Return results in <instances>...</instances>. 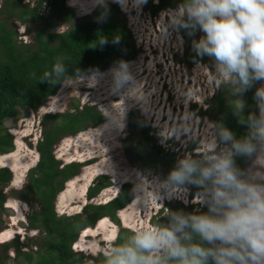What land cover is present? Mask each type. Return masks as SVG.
Returning <instances> with one entry per match:
<instances>
[{
  "label": "rangeland",
  "instance_id": "374dc122",
  "mask_svg": "<svg viewBox=\"0 0 264 264\" xmlns=\"http://www.w3.org/2000/svg\"><path fill=\"white\" fill-rule=\"evenodd\" d=\"M35 1L19 0L29 6ZM155 1L120 0L122 10L113 0H63L71 7L73 16L69 22H56L49 31L66 29L89 15L98 3L109 2L116 5V14L128 27L136 51L130 58L63 79L35 109L17 107L15 115L2 121L13 141V149L0 154L4 157L0 166L11 172L10 179L1 186L4 199L0 207V260L6 264H28L14 249L11 242L15 238L18 251L29 252L36 248L42 236L40 229L29 222L30 211L37 208L36 201L29 193L27 198L19 195L27 192L25 174L37 159L34 145L39 136L41 115L69 109L75 102L95 104L104 118L74 134L61 136L52 145V152L61 163L82 162L77 175L65 180L63 188L57 192L53 200L55 210L70 214L79 211L86 202L107 201L117 193L122 182L130 184L132 197L116 209L117 220L106 215L81 229L73 242L74 250L81 248L82 254L107 255L113 250L119 227L130 229L133 237L155 234L166 229L164 216L172 211L175 201L192 203L196 209L206 199L220 201V190L208 183L189 179L176 182L169 178L171 170L167 164L179 165L191 154L197 161L218 152L219 156L227 155L231 146L217 141L213 112L207 106L217 86L215 63L188 64L185 61L182 49L188 44V37L180 35L176 27V10L180 4L151 14L148 7ZM46 2L42 0L36 11L49 18ZM12 12L14 14L8 16L7 12L0 11V19L14 31L17 43L31 42L34 31L44 25L43 19H32L33 15L21 12L18 6ZM200 35L198 32L190 41L194 42ZM124 62L130 63L127 71L122 66ZM129 71L134 79L123 84ZM161 82L163 85L159 88ZM163 87L166 99L163 92L159 94ZM234 87L233 90L237 88ZM239 100L235 98L234 103L239 105ZM142 129L148 136L155 137L154 141L160 143L163 151L172 153L171 157H158L144 148L137 152L133 142L143 138ZM192 140L193 146L188 147ZM100 173L106 174L110 183L87 198V186ZM244 175L248 184L264 191V142L256 145L255 154L244 167ZM193 183L198 185L189 195ZM225 211L223 204L218 203L215 212L222 217ZM3 244H8L5 249ZM164 251L145 256L148 261L154 258L158 263Z\"/></svg>",
  "mask_w": 264,
  "mask_h": 264
},
{
  "label": "trees",
  "instance_id": "16d2710c",
  "mask_svg": "<svg viewBox=\"0 0 264 264\" xmlns=\"http://www.w3.org/2000/svg\"><path fill=\"white\" fill-rule=\"evenodd\" d=\"M0 11L13 15L12 9L16 6L29 15L32 19H43L44 25L38 27L32 36L31 42H16L14 31L5 26L0 19V154L13 149L12 135L3 126L2 121L6 117L15 115L17 107H29L35 109L40 102L48 95L52 94L65 78H74L91 70L101 69L110 62H119L134 55V47L130 31L123 21L117 16L116 5L109 2L98 3L89 15L63 29L61 31H49L58 21L69 22L73 16L70 6L65 5L63 0H47L48 17L42 16L36 11L42 0H36L29 6L27 2L20 3L19 0H1ZM28 1V0H27ZM181 4L182 0H156L149 4L151 14L158 9L173 7ZM109 5V7H106ZM106 17V18H105ZM177 30L183 37H188V44L183 47V56L188 64L201 61L211 65L214 61L205 56L202 59L193 51L192 38L187 31L178 27ZM120 38L119 44H114L113 39ZM107 40V43L103 41ZM55 64H60L63 71L52 72ZM49 72L48 82H40L44 78V73ZM234 85L220 84L210 96L208 109L213 112V126L216 132V139L220 143L223 140L224 129L230 130L236 139H243L248 135L247 126L250 116L257 112V104L253 98L255 88L246 93H238ZM239 97V105L244 104L243 110H239V105L234 103V99ZM132 111V110H131ZM134 111V110H133ZM104 116L92 103H73L69 109L54 113H43L40 118L39 136L35 141L37 159L33 166L26 171V181L24 190L26 193L19 195L27 198L28 193L36 201L37 208L30 212L29 222L33 227H38L42 232L40 241L33 251L19 252L18 240L15 238L11 243L17 254L25 257L28 264H106V257L118 254L120 246L129 245L133 234L125 227H119L115 239L113 240V250L109 254L98 253L97 255L82 254L78 250L71 248L72 242L76 239L79 231L84 227L91 226L102 217L109 216L117 220L116 209L126 204L132 197L130 184L122 182L119 190L109 200L101 203L86 202L79 211L70 214L58 213L54 208L55 196L63 188L65 180L73 175H77L82 162L70 160L61 163L52 152V145L61 136L74 134L87 126H93L103 120ZM143 138L134 141L135 150L139 152L142 148L152 151L158 157H171L172 153L163 151L162 147L154 141L153 135H147L146 130H141ZM259 139V140H258ZM253 144L258 145L264 140L255 136L253 130ZM231 146V142H227ZM193 146V140L188 143V147ZM217 153V152H216ZM219 155H211L208 158L197 161L193 154L191 160L198 165L197 172L186 179L194 182L208 183L213 188H217L221 193L229 197L242 195L235 188H222L213 180H206L200 174L208 161H213ZM234 168L239 179L248 183L244 175V167L251 156H242L230 152ZM141 161L146 164L144 158ZM147 165V164H146ZM172 171L178 165L167 164ZM11 177L7 167L0 166V207L4 199L1 186ZM110 183L106 174H97L86 188V197L92 198L97 192ZM198 183H193L189 187V195ZM54 200V201H53ZM218 203L224 201H213L212 198L196 208L192 203H182L178 200L174 202L172 211L164 216V225L167 228H175V217L179 215H201L207 214L214 218H221L215 208ZM197 205V204H195ZM190 234V239L185 238V234ZM181 243L185 245L199 244L206 249H224L229 247L220 241L208 243L195 232L186 229L185 232L177 233ZM8 244H3V249ZM147 253H141L145 257ZM180 264L176 259H170L167 251L159 257L157 264ZM0 264H6L0 260ZM19 264V263H14ZM208 264H213L209 259Z\"/></svg>",
  "mask_w": 264,
  "mask_h": 264
},
{
  "label": "clouds",
  "instance_id": "9594fccd",
  "mask_svg": "<svg viewBox=\"0 0 264 264\" xmlns=\"http://www.w3.org/2000/svg\"><path fill=\"white\" fill-rule=\"evenodd\" d=\"M113 2L123 10L120 0ZM176 15L178 27L189 35L201 33L193 42V51L201 59L207 56L214 61L218 85H234L238 93L255 88L253 98L257 112L248 119V135L236 139L228 129H224L223 135L225 143L231 142L232 153L253 156L256 152L253 130L255 136L264 140V0H182ZM113 43L119 44L120 38H114ZM129 65L124 62L122 66L127 71ZM61 71V65L55 64L52 72ZM49 75L45 72L40 82H48ZM132 79L129 71L122 83L127 84ZM243 108L241 102L239 110ZM197 170L196 161L184 158L170 172L169 178L183 182ZM200 174L222 188H235L242 195L229 197L221 193L226 208L221 218L207 214L179 215L175 217L174 229L135 235L129 245L120 246L118 254L106 257V264H157L154 258L148 261L141 253L161 250H166L169 258L180 264H208L209 259L213 264H264V191L239 179L231 155H218L215 160L206 162ZM186 229L208 243L220 241L229 247L206 249L199 244L185 245L177 233ZM185 238L190 239V234L186 233Z\"/></svg>",
  "mask_w": 264,
  "mask_h": 264
},
{
  "label": "flooded vegetation",
  "instance_id": "af4514ba",
  "mask_svg": "<svg viewBox=\"0 0 264 264\" xmlns=\"http://www.w3.org/2000/svg\"><path fill=\"white\" fill-rule=\"evenodd\" d=\"M162 85H163V82L159 83V84H158V87L161 88ZM164 88H165V87H163V90H161V92H160V90H159V94H160V93L162 94V92H163V98L166 99V94L164 95V91H165ZM213 90H214V89H213ZM213 90H212V92H213ZM212 92H211V93H212ZM211 93H210V94H211ZM203 99H204V98H203ZM203 99H202V100H203Z\"/></svg>",
  "mask_w": 264,
  "mask_h": 264
},
{
  "label": "bare ground",
  "instance_id": "6f19581e",
  "mask_svg": "<svg viewBox=\"0 0 264 264\" xmlns=\"http://www.w3.org/2000/svg\"><path fill=\"white\" fill-rule=\"evenodd\" d=\"M5 158H6V157H5ZM3 159H4V157L1 156V157H0V162H1V161H4Z\"/></svg>",
  "mask_w": 264,
  "mask_h": 264
}]
</instances>
